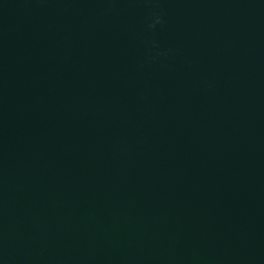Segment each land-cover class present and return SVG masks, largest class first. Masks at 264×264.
<instances>
[{
  "label": "water",
  "instance_id": "water-1",
  "mask_svg": "<svg viewBox=\"0 0 264 264\" xmlns=\"http://www.w3.org/2000/svg\"><path fill=\"white\" fill-rule=\"evenodd\" d=\"M0 264H264V0H0Z\"/></svg>",
  "mask_w": 264,
  "mask_h": 264
}]
</instances>
